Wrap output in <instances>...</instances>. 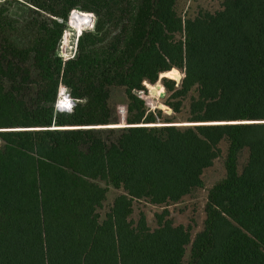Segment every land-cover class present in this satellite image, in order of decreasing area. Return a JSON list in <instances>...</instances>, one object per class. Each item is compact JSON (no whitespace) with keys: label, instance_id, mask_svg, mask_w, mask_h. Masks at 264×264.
I'll return each instance as SVG.
<instances>
[{"label":"trees","instance_id":"obj_1","mask_svg":"<svg viewBox=\"0 0 264 264\" xmlns=\"http://www.w3.org/2000/svg\"><path fill=\"white\" fill-rule=\"evenodd\" d=\"M179 1L0 3V264H264V0L192 14ZM86 12L93 25L63 61L67 22L83 28ZM174 68L180 79L164 76ZM160 80L171 114L140 96ZM61 81L70 112L55 110ZM187 99L193 124L176 125ZM223 141L226 174L194 238L167 210L155 228L131 219L135 201L203 188Z\"/></svg>","mask_w":264,"mask_h":264},{"label":"rangeland","instance_id":"obj_2","mask_svg":"<svg viewBox=\"0 0 264 264\" xmlns=\"http://www.w3.org/2000/svg\"><path fill=\"white\" fill-rule=\"evenodd\" d=\"M13 1V0H11ZM17 1V0H16ZM223 0H180L178 3V10L182 14L186 13H196L200 9H208L211 11H215L222 7ZM88 26V25H86ZM24 29L20 26V29L16 30L13 35L16 34H25L23 33ZM76 31L73 27H71L70 36H68V47L67 54H71L74 50V43L76 41ZM71 46V47H69ZM183 71L174 68L171 71L167 72L164 76L174 77L180 79L183 75ZM163 75H161L162 77ZM159 83V84H158ZM158 84V85H157ZM156 85V86H152ZM148 92L140 91V96L145 99L147 105L154 109L156 107H161L165 110V112L171 114L172 109L166 105L165 99L167 95V91L163 85V83L158 81L156 84L147 85ZM150 90H154L155 94H152ZM163 92H165L163 94ZM127 100V96L122 87H116L112 92V102L113 104L118 106L119 113L123 117L125 113V102ZM151 100V101H150ZM189 110V100L185 101V107L183 111L177 114V121H181L178 123H188L184 122L187 117V113ZM235 122V121H233ZM250 122V121H244ZM193 124V123H191ZM222 153L221 155L214 161V164L204 170L203 179L205 182V186L201 189H198L191 195L185 196L180 202L173 203L170 205L159 206L155 204H151L147 201L140 200L135 201L134 203V212L131 216V219L137 221L142 213L146 215L148 224L150 227L155 228L157 226V213H163L165 210L168 211L167 217L172 219L175 224H184L185 226H192V235L193 238L196 233L202 230L204 226V221L206 217L205 212V204L207 201V195L209 188L219 179L225 176L226 167H225V157L227 154V146L228 144L223 141L221 144ZM248 151H243L240 161H239V169L242 170L245 162L247 161ZM119 190L111 188L108 192V198L105 202V207L101 210L102 216H105L106 212L109 210L111 204L113 203L115 197L119 194ZM190 250V247L189 249Z\"/></svg>","mask_w":264,"mask_h":264},{"label":"built area","instance_id":"obj_3","mask_svg":"<svg viewBox=\"0 0 264 264\" xmlns=\"http://www.w3.org/2000/svg\"><path fill=\"white\" fill-rule=\"evenodd\" d=\"M7 1H11V0H0V3H4V2H7ZM75 12H78L77 10H73L71 12V16L75 13ZM85 13V12H83ZM89 14V18H90V23L87 24L88 26H83V28L79 29L75 26H72L70 21H71V16H70V20L67 22V25H68V28L65 30L64 34H63V37H62V40L60 42V46H59V49H60V56L62 57L63 61H66L70 58H73L76 54V51H77V43H78V38L82 32V30L86 27H91L93 25V21H94V15L93 13H89V12H86ZM93 16V17H92ZM71 27H73L76 31V41L74 43V50L71 54H67V47H68V36H70V33H71ZM71 47V46H69ZM75 105V100L71 97V94H70V89L69 87L63 83L62 81L60 82L59 84V89H58V94H57V100L55 102V110L56 111H67V112H70L73 110V107ZM1 141V140H0Z\"/></svg>","mask_w":264,"mask_h":264},{"label":"water","instance_id":"obj_4","mask_svg":"<svg viewBox=\"0 0 264 264\" xmlns=\"http://www.w3.org/2000/svg\"><path fill=\"white\" fill-rule=\"evenodd\" d=\"M79 13H83V12H79ZM93 17V16H92ZM152 94H155L154 90H150ZM165 92H163L164 94ZM191 123H177L176 125H189Z\"/></svg>","mask_w":264,"mask_h":264},{"label":"bare ground","instance_id":"obj_5","mask_svg":"<svg viewBox=\"0 0 264 264\" xmlns=\"http://www.w3.org/2000/svg\"><path fill=\"white\" fill-rule=\"evenodd\" d=\"M75 13H76V12H75ZM75 13H74V14H75ZM70 22H71V21H70ZM74 22H75V20H73V21L71 22V25H72V26H73ZM150 101H151V100H150Z\"/></svg>","mask_w":264,"mask_h":264}]
</instances>
